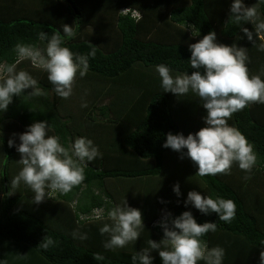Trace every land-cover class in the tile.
I'll list each match as a JSON object with an SVG mask.
<instances>
[{
    "label": "trees",
    "instance_id": "1",
    "mask_svg": "<svg viewBox=\"0 0 264 264\" xmlns=\"http://www.w3.org/2000/svg\"><path fill=\"white\" fill-rule=\"evenodd\" d=\"M98 1L103 4L96 0H0V62L16 61L13 48L17 42L44 47L46 42L39 41L37 34L51 35L64 24L80 25L77 36L66 42L73 52L87 54L89 44L97 47L87 74L77 77L68 99L56 95L47 73L29 61L17 66L18 71L26 70L37 78L48 95L14 97L7 112L0 114V261L133 264L131 257L147 248L149 240L163 238L162 230L154 225L164 211L175 217L191 210L197 223H217V231L204 239L209 248L225 249L223 264H259L264 251V104L252 103L229 120L257 153L250 178L245 180L246 173L236 164L229 175L201 177L190 159H180L162 144L169 132L186 137L204 127L202 102L191 92L183 97L163 93L155 66L166 64L174 74L191 75L195 70L188 63V44L215 31L219 43L248 48L249 74H261L264 52L258 51V45L264 38L257 36L255 45L239 39L243 37L239 27L227 23L231 0ZM256 2L244 0L247 6ZM122 8L137 10L140 17L122 14ZM259 11L264 18V4ZM184 21L198 26L200 36L189 39L190 33L179 27ZM245 27L251 30L253 26ZM42 120L51 126L49 135H58L62 143L86 136L99 146L102 156L88 165L81 185L37 205L34 193L23 183L11 188L22 166L19 154L7 142L12 133H22ZM176 183L182 193L179 206L172 192ZM192 190L234 200L235 219L226 224L214 213L203 216L191 206L185 208L183 200ZM105 198L113 204L125 199L130 207L141 210L145 230L135 244L103 248L108 236H101L99 228L110 221L95 217L106 214ZM160 199L168 203L161 204ZM76 229L86 233L87 240H74L70 234ZM46 235L58 244L45 251L38 245ZM94 253L103 255L105 261H94ZM151 255L153 264H161L158 253Z\"/></svg>",
    "mask_w": 264,
    "mask_h": 264
},
{
    "label": "clouds",
    "instance_id": "2",
    "mask_svg": "<svg viewBox=\"0 0 264 264\" xmlns=\"http://www.w3.org/2000/svg\"><path fill=\"white\" fill-rule=\"evenodd\" d=\"M260 4H264V0H257L251 6H247L244 0H231L229 7L227 23L239 27L243 33L239 39L246 38L253 45L257 36L264 38ZM129 12V9H124L122 14ZM130 15L136 17L133 12ZM245 25L253 27L250 30ZM79 27L77 23L71 26L64 24L62 29L54 30L51 35L40 31L37 38L46 42L44 47L24 42L15 44L13 51L16 61L10 64L0 62V114L7 112L14 97L32 99L48 95L31 73L17 70L18 64L24 60L47 73V80L56 95L64 99L72 96L77 77L82 78L87 74L89 61L97 52V47L91 44L87 54L73 52L66 46L68 40L77 36ZM179 27L190 33L189 39L200 36V29L196 25L184 21ZM188 51V63L195 70L191 75L187 72L174 74L166 64L156 65L155 71L163 93L183 97L191 92L199 97L202 102L200 106L206 112L202 117L204 127L186 137L182 133L169 132L162 147L178 153L180 159H190L197 169L196 175L201 177L229 175L236 164L246 173L244 179L247 180L257 164V153L254 145L235 126H230L229 120L234 113L252 103L264 104V72L250 75L248 48L236 43H219L215 31H209L196 43L188 44ZM258 51L264 52V43L258 45ZM2 127L0 125V129ZM50 131L48 121H36L22 133H12L7 142L8 147L15 148L19 154L18 163L22 166L11 180V188L17 189L23 183L34 193L33 203L37 205L57 194H67L81 185L88 165L102 156L99 146L86 136L62 143L58 135H49ZM172 192L179 206L182 195L179 183L172 186ZM105 200L108 205L106 214L95 217L110 221L99 228L101 236H108L103 248L116 250L135 244L145 230L141 210L130 207L125 199L117 204L107 198ZM158 202L168 203L163 199ZM183 206H191L203 216L214 213L219 221L226 224L235 219L237 207L234 200L219 195H202L195 190L187 193ZM154 226L162 230L163 238L159 242L149 240L147 248L131 257L133 264H153L152 252L158 253L161 264H200L201 261L204 264H223L225 249L218 245L209 248L208 241L204 239L208 233L217 231L216 222L197 223L191 210L175 217L171 212L164 211ZM70 235L81 242L88 238L79 229ZM57 244L56 240L46 235L38 246L46 251ZM92 259L105 261L100 253H94ZM0 264L5 262L0 261ZM259 264H264V251L260 252Z\"/></svg>",
    "mask_w": 264,
    "mask_h": 264
},
{
    "label": "crops",
    "instance_id": "3",
    "mask_svg": "<svg viewBox=\"0 0 264 264\" xmlns=\"http://www.w3.org/2000/svg\"><path fill=\"white\" fill-rule=\"evenodd\" d=\"M96 4H103V3H100L98 0H96V2H95ZM120 11V10H119ZM122 11H124V8H122L121 9V13H122ZM131 11H133V13L136 15V18L135 19H138L139 17H140V14L138 15L137 13H138V11L137 10H131ZM120 13V12H119Z\"/></svg>",
    "mask_w": 264,
    "mask_h": 264
},
{
    "label": "built area",
    "instance_id": "4",
    "mask_svg": "<svg viewBox=\"0 0 264 264\" xmlns=\"http://www.w3.org/2000/svg\"><path fill=\"white\" fill-rule=\"evenodd\" d=\"M125 12H127V10H125ZM133 15H135V14L133 13Z\"/></svg>",
    "mask_w": 264,
    "mask_h": 264
}]
</instances>
